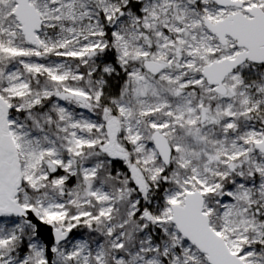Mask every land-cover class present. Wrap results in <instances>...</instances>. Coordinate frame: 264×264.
<instances>
[{
	"label": "snow or ice",
	"instance_id": "obj_1",
	"mask_svg": "<svg viewBox=\"0 0 264 264\" xmlns=\"http://www.w3.org/2000/svg\"><path fill=\"white\" fill-rule=\"evenodd\" d=\"M0 264H264V0H0Z\"/></svg>",
	"mask_w": 264,
	"mask_h": 264
}]
</instances>
